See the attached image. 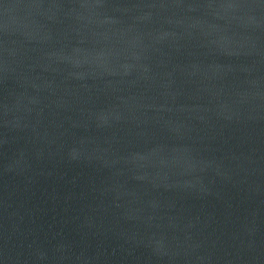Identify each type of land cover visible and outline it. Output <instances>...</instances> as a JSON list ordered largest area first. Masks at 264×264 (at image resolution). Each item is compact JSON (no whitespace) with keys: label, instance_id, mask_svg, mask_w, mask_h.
Instances as JSON below:
<instances>
[{"label":"water","instance_id":"95a60500","mask_svg":"<svg viewBox=\"0 0 264 264\" xmlns=\"http://www.w3.org/2000/svg\"><path fill=\"white\" fill-rule=\"evenodd\" d=\"M0 264H264V0H0Z\"/></svg>","mask_w":264,"mask_h":264}]
</instances>
